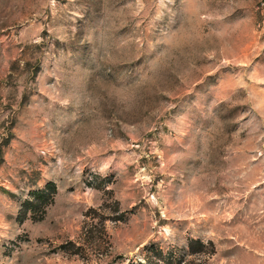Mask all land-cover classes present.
<instances>
[{
    "label": "rangeland",
    "instance_id": "obj_1",
    "mask_svg": "<svg viewBox=\"0 0 264 264\" xmlns=\"http://www.w3.org/2000/svg\"><path fill=\"white\" fill-rule=\"evenodd\" d=\"M0 264H264V0H0Z\"/></svg>",
    "mask_w": 264,
    "mask_h": 264
},
{
    "label": "trees",
    "instance_id": "obj_2",
    "mask_svg": "<svg viewBox=\"0 0 264 264\" xmlns=\"http://www.w3.org/2000/svg\"><path fill=\"white\" fill-rule=\"evenodd\" d=\"M33 197L34 199L30 202V201H25L24 204H27V205H34L36 203H38L39 201H46L49 197H50V193L48 191V189H44V190H41V191H37V192H34L33 193Z\"/></svg>",
    "mask_w": 264,
    "mask_h": 264
},
{
    "label": "built area",
    "instance_id": "obj_3",
    "mask_svg": "<svg viewBox=\"0 0 264 264\" xmlns=\"http://www.w3.org/2000/svg\"><path fill=\"white\" fill-rule=\"evenodd\" d=\"M259 9H261V4H260V6H259ZM261 25V24H260Z\"/></svg>",
    "mask_w": 264,
    "mask_h": 264
}]
</instances>
